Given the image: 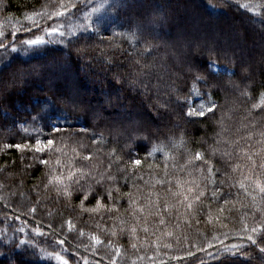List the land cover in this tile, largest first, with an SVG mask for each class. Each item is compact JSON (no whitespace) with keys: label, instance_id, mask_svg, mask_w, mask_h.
<instances>
[{"label":"trees","instance_id":"obj_1","mask_svg":"<svg viewBox=\"0 0 264 264\" xmlns=\"http://www.w3.org/2000/svg\"><path fill=\"white\" fill-rule=\"evenodd\" d=\"M194 1L0 0V264H264V0Z\"/></svg>","mask_w":264,"mask_h":264},{"label":"snow or ice","instance_id":"obj_2","mask_svg":"<svg viewBox=\"0 0 264 264\" xmlns=\"http://www.w3.org/2000/svg\"><path fill=\"white\" fill-rule=\"evenodd\" d=\"M58 15L60 16H63L64 15V12H59ZM57 32V29L56 28H52L50 31L47 32L48 35H53ZM60 35H63V33H60ZM131 36L133 38L136 37V33H131ZM22 44L24 45H27L26 48H23L22 50L27 53L29 51V49H32V48H35L39 45H43L46 43V41L44 40L43 37H40V36H35L34 38H30V39H26V40H22L21 41ZM0 47H7L6 45H4L2 42H0ZM11 51L12 52H16L17 51V48L16 47H12L11 48ZM145 51H148V48L146 47L145 48ZM209 68H216L218 67L215 63L213 62H209V65H208ZM227 71V70H225ZM198 79H201L200 77H198ZM262 102H264V100H262ZM253 107H256V105H253ZM214 108H215V105L214 103H212L211 101L207 104V105H204L202 104L200 109L196 112V115L198 116H201L203 117L205 115L206 112H213L214 111ZM187 115H192L193 112L191 110H189L187 113ZM37 118H40L42 119L43 117H33V119H37ZM25 131H27V128L24 129ZM54 131L56 132H59L61 131V129L59 127H55L54 126ZM262 136H264V132L261 133ZM102 139V138H101ZM54 140L52 139H47L46 141H43V140H40V139H36L35 140V151L40 153V152H43L47 149H51L54 145ZM182 143V141H181ZM4 147L6 148H9V147H16L17 149H22L23 147L25 146H22L20 144H16V145H4ZM54 152H61V149L59 147L53 149ZM163 151V146H153L152 149H151V152H162ZM165 155H167V153H165ZM91 157H85V159H90ZM195 159L196 160H201L203 159L202 157V154L197 152L195 154ZM249 159H251V157H249ZM42 164H48V160H41L40 161ZM188 162L190 163L191 162V157H189V160ZM57 164L60 163L59 160L56 161ZM131 163L134 165V166H139L141 165L142 161L140 159H133L131 161ZM205 163H208L207 160H205ZM253 164H255V162L253 161ZM69 167H71V163L69 162ZM262 168H264V165H261ZM76 171H79L80 172V175L83 176L84 173H83V170L81 169H77ZM208 172L211 173L212 172V168H211V165H209L208 167ZM191 174V173H189ZM75 175V172L74 171H69L67 173V177L66 179L72 181V178L73 176ZM52 179L56 180L57 181V185H58V191H63L64 195L65 196H68L70 197L72 192H71V186L70 184H66L64 183V181L61 179L60 176H54L52 177L50 180H49V183L52 182ZM109 179H113L112 177H109ZM79 182V178H77V180L73 181V183H78ZM98 183L100 182L99 180L97 181ZM194 183V182H193ZM197 188H199V185H196ZM240 187L242 189L245 188V185L243 183L240 184ZM256 187L257 189L259 190V192L261 194H264V186H261L259 182H256ZM117 191H119V189H117ZM186 191L188 193H192L193 192V188L192 187H188L186 189ZM181 195H183V193H180ZM205 195V192L203 190H200L198 192H196V194L192 197L193 200H196V201H199L201 197H203ZM216 196V192L214 191L213 192V198H215ZM88 198L87 196V193H85L84 197H83V200H86ZM108 199L111 200L112 199V192L111 190L108 191ZM83 200L81 201V205L83 206ZM184 200L185 201H188L189 200V197L187 195H184ZM253 200H255V197L253 196ZM128 203L131 205L133 203V201L130 199L128 201ZM224 203H228L227 200L224 201ZM104 205L101 201V198L99 197V194H97V199H96V203H95V206L92 207V208H87V209H84L85 211H89V212H98L101 208H103ZM187 208L191 209L192 208V203H188L187 204ZM32 211H35V209H32ZM221 211H223V209H221ZM209 220H211V216H209ZM69 223V228H71V221L68 222ZM161 223H163V220H161ZM145 231H147V229L145 228L144 229ZM133 232H135V229H132ZM244 231L247 233L249 232V229L247 227H245ZM258 231H261V232H264V227H261V228H256V227H253L250 229V232L252 234H249V235H246V236H241L240 239H246L247 241H249L251 244L255 245L257 244V239L255 238V235ZM42 234V233H41ZM83 234V233H81ZM91 239L95 242V244H100L102 243V241L99 239V237H96V236H93L91 237ZM60 244H63L64 241H59ZM208 247H213V245L211 243H209ZM241 248V245L239 244H234L231 246V248H225V251L231 255H235L236 252ZM43 251V250H42ZM260 251L261 252H264V247H261L260 248ZM64 264H67V261H64Z\"/></svg>","mask_w":264,"mask_h":264},{"label":"rangeland","instance_id":"obj_3","mask_svg":"<svg viewBox=\"0 0 264 264\" xmlns=\"http://www.w3.org/2000/svg\"><path fill=\"white\" fill-rule=\"evenodd\" d=\"M192 3H195L196 4V2L194 1V0H190ZM175 13L177 14V13H180V12H177V11H175V10H172L171 12H170V15L171 16H174L175 15ZM228 16H224V17H222V18H224V19H222V18H216V17H213V16H209V15H205V17H204V20L206 21H211L212 23H215V24H218L220 21H223V20H226V21H228L229 20V18H227ZM225 18H227V19H225ZM246 22L244 21V20H240L238 23L236 22V23H233V26H232V31H233V34H235L236 32L234 31L235 30V28L236 27H238V28H241V27H243L244 26V24H245ZM214 30H213V28L211 29V33L212 34H214ZM157 36V35H156ZM165 37V39H167V40H171L172 38H170V35L169 34H165L164 35ZM158 37V36H157ZM195 37V36H194ZM194 37H192V38H194ZM159 38V37H158ZM161 42H163V41H161ZM47 66H49V64H43V66H42V68L43 67H47ZM28 69H30V70H34L33 69V67H30V68H28ZM214 71H220V67H216V68H214ZM38 89H40V88H38ZM69 92H64V96H67L68 98H71V97H73V96H75V94H68ZM119 120H122V117H119L118 118V121ZM9 218V217H8ZM19 221V220H18ZM6 222H9V224H6V225H11V223L10 222H12L11 221V219H8ZM15 224H16V222L15 221H13ZM18 223V222H17ZM19 227H21V228H19V230L18 229H15L16 230V232H18V233H22L23 231H24V227H23V225L22 224H19ZM1 229V228H0ZM6 229H9V228H7L6 227ZM49 257H51L52 258V260L56 263V264H64V261H67V260H65L64 258H62L60 255H55V254H49V253H46ZM67 264H68V261H67Z\"/></svg>","mask_w":264,"mask_h":264}]
</instances>
